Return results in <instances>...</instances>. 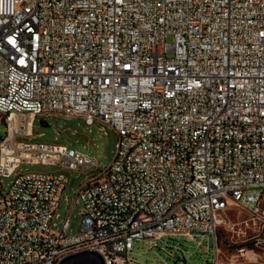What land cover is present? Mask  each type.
<instances>
[{
  "label": "built area",
  "instance_id": "1",
  "mask_svg": "<svg viewBox=\"0 0 264 264\" xmlns=\"http://www.w3.org/2000/svg\"><path fill=\"white\" fill-rule=\"evenodd\" d=\"M55 115L108 124L111 162L27 140ZM1 122L0 264H158L136 240L186 264L187 239L217 264L220 227L261 234L237 249L252 261L264 249V0H0ZM66 169L98 171L72 196Z\"/></svg>",
  "mask_w": 264,
  "mask_h": 264
},
{
  "label": "rangeland",
  "instance_id": "2",
  "mask_svg": "<svg viewBox=\"0 0 264 264\" xmlns=\"http://www.w3.org/2000/svg\"><path fill=\"white\" fill-rule=\"evenodd\" d=\"M172 36H167V41L172 42ZM170 54V52H169ZM41 119H46L47 125L44 126L40 123ZM5 133V125L3 122L0 123V136ZM30 142H48L53 144H62L72 146L73 148L85 152L91 158H95L98 162L103 165H108L113 159L115 152V144L117 141L116 132L109 127L108 124L102 121H96L92 126H87L82 117H66L62 115H55L53 117L42 118L37 117L32 125V135L27 139ZM55 167L52 165H42L39 163L23 162L19 165V170L30 171V170H44L51 171ZM97 169H91L88 172H77L66 169V173L69 176L67 183V191L70 195H75L80 182L85 178L86 173L91 174L97 172ZM11 177L0 174V186L3 190H6ZM66 192L64 191L59 207L55 212L54 221L59 222L68 212L69 204L66 201ZM81 208L82 203L77 199L69 213L70 227L72 232L77 231L78 225L81 219ZM226 219L236 220L239 218H245L246 213L238 207H228L224 213ZM218 238V255L217 264H264V249H259V257L257 261H252L250 254L241 255L238 253V248L250 247L256 240L261 238V234L256 235L251 228H246L245 233H237L226 230L224 227H220L217 230ZM168 242H174L176 240H184L181 237H166ZM187 248L186 254L188 260L186 264H213V243L210 241V251L207 253L201 246L196 247V241L184 240ZM207 243L206 240H204ZM134 253L133 256L139 257L140 259H149L144 256H139L138 252H143L149 257H156L158 264L162 262L161 258L156 255L152 250H147V246L142 240H136L133 244ZM157 251L162 255H165L159 248ZM171 264H183L179 260L169 259Z\"/></svg>",
  "mask_w": 264,
  "mask_h": 264
},
{
  "label": "water",
  "instance_id": "3",
  "mask_svg": "<svg viewBox=\"0 0 264 264\" xmlns=\"http://www.w3.org/2000/svg\"><path fill=\"white\" fill-rule=\"evenodd\" d=\"M40 123L44 126H46L48 123L46 121V119H41L40 120ZM88 257H91V259L93 260V264H105L104 263V260L101 256H95V255H87V254H80V255H77V256H74L72 259V262L71 264H84V259L85 258H88Z\"/></svg>",
  "mask_w": 264,
  "mask_h": 264
}]
</instances>
